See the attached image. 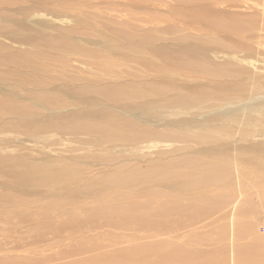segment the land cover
<instances>
[{
    "label": "rangeland",
    "instance_id": "obj_1",
    "mask_svg": "<svg viewBox=\"0 0 264 264\" xmlns=\"http://www.w3.org/2000/svg\"><path fill=\"white\" fill-rule=\"evenodd\" d=\"M263 2L0 0V54L5 44L15 57L0 60V69L13 71L20 63L27 87L50 85L46 76L57 77L58 98L70 102L55 113L47 106L38 110L25 103V90L15 86L18 76L7 86L0 82L3 103L13 101L14 92L28 105L6 113L0 103V264H264V136L252 140L247 165L229 169L213 163L220 153L216 143L203 148L189 142L175 152V145H185L161 143L145 154L119 145L110 160H101V150L90 149L98 133L86 130L110 116L124 132L144 129L147 122L130 107L153 95L167 99L202 89L200 95L223 102L243 94L253 80L264 83ZM22 28L33 41L13 40L12 32ZM230 52L238 57L233 64ZM133 78L142 95H124L117 105L105 101L107 115L73 105L72 91L65 89L87 79ZM261 94L251 117L264 126V85ZM231 107L223 104L222 113ZM223 119L211 127L218 130ZM56 120L81 129L63 133L59 144L58 136L51 137L46 147L27 133ZM183 171L188 178L180 177ZM210 174L221 178L210 181Z\"/></svg>",
    "mask_w": 264,
    "mask_h": 264
},
{
    "label": "bare ground",
    "instance_id": "obj_2",
    "mask_svg": "<svg viewBox=\"0 0 264 264\" xmlns=\"http://www.w3.org/2000/svg\"><path fill=\"white\" fill-rule=\"evenodd\" d=\"M262 9L264 10V5L262 6ZM18 30H14V32H12V34L10 35V36H13V40L18 39L19 42H22L24 40L28 42L33 41L32 37H30L31 34L25 31V28L20 29L21 32H19ZM237 30L240 31L239 29ZM4 47H5V44L3 45V52L0 54V60L8 61V60H13V58L15 59L13 54H11L10 52L4 51ZM158 50L164 51L161 44L159 45ZM230 53H233V54L231 56L230 54L228 55L230 57L228 60V64H233L234 59L235 58L238 59V57L237 55L236 56L234 55L235 54L234 52H230ZM241 60H244V58H241ZM250 61L251 60L248 59V64L250 63ZM19 67H21L20 63L18 65V68L13 71H11L10 68H4V71L0 69V82L6 83L9 77L13 75L18 76L15 86L21 87L25 90L26 92L25 95L27 94L28 99H25L26 97L24 99L29 100V102L25 101V103H28V105L31 103L32 106L36 105L37 109L39 108V106L41 108H44L45 106H47L48 109L50 108L49 111L54 112V113L64 108L66 109L69 106L70 104L69 101H63L58 98V93L60 92V88L57 87L58 84H56L57 86L54 85L57 82V77L46 76L47 80H49L50 83H52L50 85L49 84L46 85L45 83L44 84L34 83L33 85H36L37 87H27L28 78L22 74ZM238 75H242V74L239 73ZM93 80H95V76H93ZM93 80L87 79V81H84V83L78 84L77 86L65 85V89H71L72 96L75 98V100L73 101V105H76V102H79L81 105L85 104V105H82L81 108H84L88 112H90L92 108L94 107L96 109L94 111L98 112L97 110H99L100 113L105 114L106 113L104 112L105 111L104 109L105 101H111L114 105H117L119 100L124 95H126V97H132V99L133 98L135 99L137 95L139 94L142 95L143 93V88L141 87L140 84L136 83L138 82V80H136L135 78H133V80L130 81L129 83L120 82V81H110V82L98 84L97 82ZM152 84H155V82ZM254 84L255 82L253 80L252 85L249 88H247L243 94L240 95V93H237V96L235 98L234 97H230L228 99L224 98L223 102H220L221 98L212 99V98H208L204 94L200 95L202 92V89L200 90V92L198 91V92L191 93V95L190 94L186 95V93L185 94L176 93L175 96H173L172 98L168 97L167 99L156 97L153 95L148 100H145L142 102L138 100L140 103L133 104L130 108L133 112H136V114L138 113L141 115V117H143V120L147 122V126L144 129H140L139 127L132 133H130V131L124 132V130L121 129L122 124H120V122L117 119H113L112 116H110L109 119L107 118L108 119L107 121L105 120L103 123L96 125L93 129H90L93 125H90L89 128H86L87 134L92 135L93 132L95 131L98 133V135L95 137L96 140H94V143L91 144L90 149L93 150L92 147H95L96 150H101L102 154H100L99 156L101 160H107V159L110 160V158L112 157V154H114V152L118 150L119 145H124L126 150H131V151L137 150L143 153L144 151L148 150V147L151 148L159 144L161 145V143H164V144L181 143L182 145H185L182 147H176L175 145L172 148V151L174 152L176 150L183 151V149L184 150L187 149L189 145H186V144H188L189 142H195V143L197 142L196 143L197 145H200L199 143H202L200 147L203 146V148L204 147L207 148L208 146H210L211 143H216L217 147L220 149V153L216 155V157L213 160V163L215 162L216 165L217 164L221 165L222 163L223 166H227L229 169H233V167L239 166L238 162L245 161L244 164H246V162H248L247 159L249 158V156L248 155L245 156V155L251 150V148L255 146L253 145L255 143L252 142V140H254L258 136H264V126H262L263 120H260V118L254 119V117H251V115H253L251 113L255 111L253 109V106L255 103L254 100L256 97L259 98L262 95L261 93H262L264 83L262 82L261 85H254ZM6 86H7V83H6ZM151 92L153 94H157V91L153 87L151 89ZM2 93H4L3 89L0 94ZM13 94H15L13 97H11L13 101L9 100L7 102L6 100L3 103L0 97V103L4 105V108L7 109L5 110V112L8 113L10 111H17V112L27 111L28 105L21 103L20 95L14 92ZM5 96L6 97L8 96L7 89L5 90ZM248 98H250L251 100H248ZM203 102H206V103L204 104ZM223 104L224 106L232 105V107L226 109L222 113ZM13 105H16V106H13ZM87 108H89V110ZM192 109H196V111L191 112L194 116L189 118L187 115H185V113L190 112V110ZM28 112L32 114L31 111L28 110ZM218 117H222V118L225 117V119H223L224 122L222 121L223 125H220V127L217 130L216 128L211 127V125H214V121ZM17 119L18 120L21 119L24 121L25 119L26 121L29 120L27 116L25 117L20 116ZM29 121L28 123H30ZM193 122H194V125H192ZM130 124L128 125L129 127H130ZM207 124L209 125L208 129H206ZM16 127L18 126H15L14 128ZM33 128H35L33 130L34 133L28 132V129H27V133L30 136H32L33 139L38 140V142L45 145V147L48 144L49 139H51V137L54 136L56 139V136H58V138L54 142L55 144L61 141L59 137L63 133L67 135V134H71L72 132V134L77 135L78 130L81 129L79 125L70 124V123H62L58 120H56V122L53 121V123L50 122L49 124L40 123V125L37 124ZM51 131H54V133H51ZM224 149H227V150L234 149L235 154L227 157V154L223 153ZM196 152H197L196 149L193 150V153H196ZM47 157L49 158V156ZM46 162L48 163V160ZM113 165L115 166V163ZM203 165L204 164H201V167ZM205 165H208V163ZM190 166H187V167H190ZM195 166L196 167L200 166V164H196ZM203 167H206V166H203ZM243 167H245V165ZM198 168L199 167H197V169ZM184 173H185L184 171L181 172L179 174L180 177L183 175L186 176L185 175L186 173L185 174ZM207 177L210 181H218L221 178L219 174H210ZM109 178H112V177L109 176ZM186 178L188 177L186 176ZM191 178H193V176ZM108 182H111V181H108Z\"/></svg>",
    "mask_w": 264,
    "mask_h": 264
}]
</instances>
